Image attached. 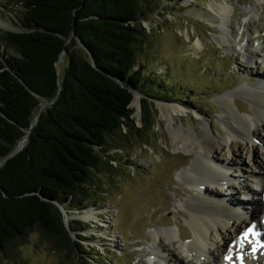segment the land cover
Segmentation results:
<instances>
[{
	"label": "rangeland",
	"instance_id": "obj_1",
	"mask_svg": "<svg viewBox=\"0 0 264 264\" xmlns=\"http://www.w3.org/2000/svg\"><path fill=\"white\" fill-rule=\"evenodd\" d=\"M185 1L140 0L139 7L146 19L142 25L147 36L138 43L136 58L138 67L149 75L143 89L153 97L149 101L153 103L156 124L143 139L133 140L124 150L114 152L115 159L123 166L115 167L110 174H95L99 187L91 193L89 198L92 199L85 198L86 207L80 214L76 209L68 213L61 209L67 229H70L71 221L88 225L86 230L77 233L78 236L70 231L74 241L77 237L84 239L78 242L82 254L72 253L66 257L54 249L45 234L33 229L23 244L11 246L6 256H0V264H158L160 257L153 253L159 250L157 239L163 240L164 235L173 237L174 249L179 254L180 247L188 243L193 233L184 201H191L197 193L183 176L192 157L173 147L174 137L179 133L207 132L221 138L219 159L233 160L232 167L224 171L229 184L216 189L207 186L205 189L209 194L217 193L233 204L236 201L246 204L243 200L251 199L247 202L250 203L258 198L257 193L254 195L257 186L247 174L257 175L260 168L264 169V123L257 122L252 128L259 129L253 132L252 141L228 138L224 125L231 117L221 98L233 94L241 117H249L244 112L252 117L260 116L256 113L255 102L239 89L256 90L253 87L259 76L264 77V65L247 62L241 48L245 41L239 39L243 33L251 39L248 45L252 49L264 47V37L259 42L252 40L253 35L264 33V1ZM209 3L234 8L230 11L233 34L229 46L219 44L215 38L223 18L219 17L218 23L211 26L197 14L208 10ZM25 11L18 0H0V24L3 26L0 37L4 32H21L19 21ZM243 11L245 17H239L238 13ZM248 20L251 25L244 27ZM199 41L203 47L200 51L193 50ZM10 54L18 56L16 50L5 46L0 38V60L7 59ZM66 64L64 58L59 74ZM135 100L137 102L133 103ZM133 102L134 125L139 128L143 116L142 95L134 93ZM164 106L180 108L184 112L170 124L167 116L161 113ZM231 142H237L233 153L228 148ZM244 183L250 191L243 194ZM79 225L82 226L72 224L74 228ZM229 243L228 240L227 246ZM179 255L186 258L184 253ZM194 263L213 264L211 260L191 264Z\"/></svg>",
	"mask_w": 264,
	"mask_h": 264
},
{
	"label": "trees",
	"instance_id": "obj_2",
	"mask_svg": "<svg viewBox=\"0 0 264 264\" xmlns=\"http://www.w3.org/2000/svg\"><path fill=\"white\" fill-rule=\"evenodd\" d=\"M18 1L26 9L21 32L0 37L18 54L0 60V256L33 229L66 257L82 254L84 239L70 231L78 236L88 225L71 221L67 229L61 209L80 214L99 187L95 174L123 166L114 152L156 124L143 89L149 75L136 58L145 14L140 0ZM134 93L142 95L139 128Z\"/></svg>",
	"mask_w": 264,
	"mask_h": 264
},
{
	"label": "bare ground",
	"instance_id": "obj_3",
	"mask_svg": "<svg viewBox=\"0 0 264 264\" xmlns=\"http://www.w3.org/2000/svg\"><path fill=\"white\" fill-rule=\"evenodd\" d=\"M256 1L260 3L264 0ZM187 2L188 0L185 1V3ZM232 10H234L233 7L229 9L224 5L209 3L208 10L205 12H197V14L204 17L210 25L218 23L219 17L223 18V21L220 23L221 27L215 37L219 44L223 46H229L228 42L233 34V29H231L230 25L232 17L230 11ZM238 14L239 17H245L244 11ZM250 25L251 20H248L243 26L248 27ZM239 28H241V25ZM260 34H262V32ZM263 37L264 33L263 35L256 34L253 35L252 40L253 42H259ZM239 40L245 41L244 47L241 48H243L247 62L249 64L257 62L256 64L258 66L264 65V47L257 46L255 49H252L248 45L251 39L247 38L243 33H240ZM202 47L199 41L195 43L192 48L195 51H200ZM63 60L64 57L62 55L60 57V65ZM258 78L259 79L253 87L256 88V90L252 91L251 88L241 87L239 92L245 95V97L248 96L249 99L251 98L255 102L258 109L256 113L260 114L259 118L252 117L246 112L244 113L249 117L239 116L237 113L239 111L234 103L233 94H228L221 98V102L229 111L231 117V121H225L226 123L224 125L226 132L229 134L228 138L234 137L237 140L246 139L252 141L253 132L259 131L257 128L255 130L252 128L256 127L257 122L264 123V77L259 76ZM136 102L135 100L133 103ZM182 112H184V110L171 106H164L161 108L162 115L167 116V120L170 124H172ZM222 142L223 140L221 138L214 137L211 134L208 135L207 132L202 134L196 131H189L185 134L179 133L174 137V149L185 151L192 157V163L185 168L183 176L187 184L197 190L196 195L191 201H184V209L187 211L189 224L192 227L193 233L192 238H187L188 243L182 245L179 249V254L184 253L186 258L183 256L180 257L178 252L176 253L173 237L161 235L163 236V240L155 237L158 242L159 250H156L153 255H158V257H160L161 262L158 264H191L193 261L197 263L207 260H211L213 264H241V261L236 257V253L238 252L244 254L243 264H245V262L250 264H264V249L258 246L255 240L250 239L252 241L250 246L254 245L257 254L260 253L259 256L263 259L262 261L253 258V253L249 254L247 252L249 248L244 249L238 245L239 239L245 231L248 230V227L252 225V222H254L255 230L260 231L258 237L260 240L264 241V219L262 220V217H264V198L262 197V191L261 194L255 192L256 190L254 191V195L257 193L256 195L258 196L255 201L246 204L236 201L233 204L230 203V200L225 199V197L220 198L217 196V193L209 194L207 189H205L207 186L216 189L219 186L222 187V185L224 187V184H229V179L224 171L232 167L233 164L231 165V163L233 160L231 158L219 159L218 152L222 146ZM238 145L240 144L238 143ZM236 146L237 142H231L228 145L231 153L235 151ZM259 173L262 174L259 175ZM259 173L257 175H253V172L247 174L248 177L254 180L257 186L261 182L262 177H264V169L260 168ZM243 186V194L250 191L247 183H244ZM175 226L178 233V226ZM177 237L181 239L179 234ZM228 240L229 242H235V248L239 247L237 252L232 250V258L230 261L225 260V256L228 255L229 250L226 244ZM213 247H215V249H213Z\"/></svg>",
	"mask_w": 264,
	"mask_h": 264
},
{
	"label": "snow or ice",
	"instance_id": "obj_4",
	"mask_svg": "<svg viewBox=\"0 0 264 264\" xmlns=\"http://www.w3.org/2000/svg\"><path fill=\"white\" fill-rule=\"evenodd\" d=\"M250 235H251V236H255V235H256L254 228H249L248 231L245 232V233L241 236V238H240V240H239V242H238V245H239V246H242L244 242L252 243V241L248 239V237H249ZM260 247H261V248H264V244H261ZM255 250H256V249L254 248L253 251H255ZM231 254H232V248H229V250H228V255L225 256V260L230 261L231 258H232V257H231ZM238 259H240L241 264H243V257H242V256H241V257H238Z\"/></svg>",
	"mask_w": 264,
	"mask_h": 264
},
{
	"label": "water",
	"instance_id": "obj_5",
	"mask_svg": "<svg viewBox=\"0 0 264 264\" xmlns=\"http://www.w3.org/2000/svg\"><path fill=\"white\" fill-rule=\"evenodd\" d=\"M0 27H3L1 24H0ZM64 54V52H62L60 55H59V58H58V61H57V64H56V72L59 74V70H60V57L62 56ZM45 105V104H44ZM43 106H41V108H42ZM40 108V109H41ZM37 117H38V115L35 117V119H34V122L31 124V127H33V125L35 124V122H36V120H37ZM28 134H29V131L20 139V141L18 142V144H17V147H16V149L8 156V157H11L13 154H15L16 152H18L22 147H23V144H24V142L26 141V139H27V136H28ZM7 157V158H8ZM6 160V158L5 159H3V160H1L0 161V166L3 164V162Z\"/></svg>",
	"mask_w": 264,
	"mask_h": 264
}]
</instances>
